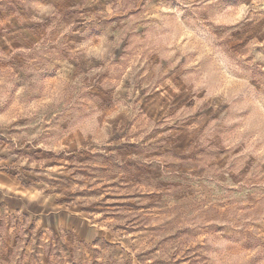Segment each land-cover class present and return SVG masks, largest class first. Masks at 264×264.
I'll return each instance as SVG.
<instances>
[{
	"label": "rangeland",
	"instance_id": "1",
	"mask_svg": "<svg viewBox=\"0 0 264 264\" xmlns=\"http://www.w3.org/2000/svg\"><path fill=\"white\" fill-rule=\"evenodd\" d=\"M0 264H264V0H0Z\"/></svg>",
	"mask_w": 264,
	"mask_h": 264
}]
</instances>
